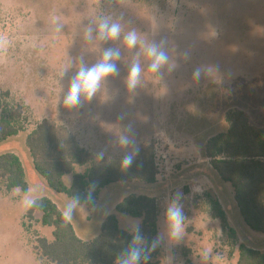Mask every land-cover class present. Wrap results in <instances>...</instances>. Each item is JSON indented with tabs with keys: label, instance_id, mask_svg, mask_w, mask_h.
<instances>
[{
	"label": "rangeland",
	"instance_id": "rangeland-1",
	"mask_svg": "<svg viewBox=\"0 0 264 264\" xmlns=\"http://www.w3.org/2000/svg\"><path fill=\"white\" fill-rule=\"evenodd\" d=\"M105 19L120 24L118 38H99ZM132 31L138 41L129 48L124 37ZM151 45L167 56L156 71L147 56ZM109 49L119 52L113 60L117 72L91 98L81 94L76 105L65 104L79 69L98 63ZM133 64H139L140 75L129 89ZM0 92L21 107L23 126L0 144V154L18 157L30 188L26 195L0 192V264H49L33 247L38 238L51 240V228L37 223V212L26 217L30 202L43 195L56 201L84 240L98 234L101 221L115 214L111 205L124 196L154 198L161 253L153 264H235L237 246L254 245L250 233L234 223L235 236L221 229L211 205L215 195L191 193L189 177L208 174L200 146L225 131L228 110H241L264 128V0H0ZM42 120L65 127L80 147L103 159L129 157L154 143L155 183L111 185L91 209L40 187L37 181H44L33 171L25 137ZM178 146L186 148L185 155ZM63 181L69 186L71 176ZM174 201L184 214L179 238L171 236L166 220ZM115 216L142 247L140 221Z\"/></svg>",
	"mask_w": 264,
	"mask_h": 264
},
{
	"label": "trees",
	"instance_id": "trees-1",
	"mask_svg": "<svg viewBox=\"0 0 264 264\" xmlns=\"http://www.w3.org/2000/svg\"><path fill=\"white\" fill-rule=\"evenodd\" d=\"M8 93L0 92V144L23 131L22 109L8 102ZM226 130L208 139L202 155L222 183L228 184L239 216L252 233L264 235V129L252 126L241 110L225 112ZM25 146L33 171L56 194L75 204L93 208L100 191L118 183L156 181L154 143L140 146L129 157H97L80 147L69 131L48 120L40 121L25 137ZM130 158V163L125 160ZM83 173H73L84 168ZM71 176L69 186L63 178ZM17 190L25 195L28 185L20 160L10 152L0 154V192ZM214 217L222 230L235 236L220 205L211 202ZM40 214L37 223L51 228V240L38 238L33 250L49 264H153L161 253L157 237L158 208L156 200L144 195L121 199L114 213L140 221L138 238L119 227L115 214L108 215L99 233L91 241L79 239L57 206L46 197L29 205L26 217ZM133 254L136 259L133 260ZM236 264H264V252L240 243Z\"/></svg>",
	"mask_w": 264,
	"mask_h": 264
},
{
	"label": "clouds",
	"instance_id": "clouds-1",
	"mask_svg": "<svg viewBox=\"0 0 264 264\" xmlns=\"http://www.w3.org/2000/svg\"><path fill=\"white\" fill-rule=\"evenodd\" d=\"M98 33L100 39H116L121 33V26L119 23H110L107 19L102 20L98 27ZM92 29L88 30L87 35L91 37ZM124 41L126 45L131 48L137 44L138 37L135 31L129 32ZM147 56L152 57L153 62L150 65V70L156 71L161 64L166 62L167 56L163 51L158 50L155 45H151L147 48ZM119 58V52H113L111 49L106 50L102 59L91 67H81L77 74L73 77L68 94L65 98V104L69 106L76 105L81 94L91 98L98 90L100 83L103 79L117 72L114 59ZM140 75L139 64H133L128 75L127 84L129 89H132L137 84ZM196 75H199L197 70ZM127 143V141H123ZM130 158L125 160V164H129ZM166 220L170 228V234L173 237L179 238L183 230L184 214L182 207L178 206L174 201L166 211ZM133 260L136 259L133 254ZM125 264H128L126 261Z\"/></svg>",
	"mask_w": 264,
	"mask_h": 264
},
{
	"label": "crops",
	"instance_id": "crops-1",
	"mask_svg": "<svg viewBox=\"0 0 264 264\" xmlns=\"http://www.w3.org/2000/svg\"><path fill=\"white\" fill-rule=\"evenodd\" d=\"M210 113H211V111H210ZM205 115H207V113L205 114ZM247 115V114H246ZM210 117H211V115H210ZM249 119V118H248ZM249 122H250V120H249ZM206 123H208V122H206ZM250 124L252 125V126H255L254 124H252L251 122H250ZM209 127L208 128H212V122H211V118L209 119ZM226 125V124H225ZM255 127H258V126H255ZM259 128H261V127H259ZM264 129V128H263ZM226 130V129H225ZM224 132V131H223ZM223 132H221V133H223ZM217 135V134H216ZM214 135H212V136H210V137H207L206 139H204L203 141H202V144H201V146H200V148H201V150H202V148H203V145L205 144V142L208 140V139H210L211 137H213ZM184 149H186V148H183L182 149V147L181 146H178L177 148H176V151L178 152V154H180V156L181 155H185L186 153H185V151H184ZM200 150V149H199ZM202 152V151H201ZM202 159V160H201ZM200 160H201V163L204 165V170H206L207 172H208V174H206V173H199V174H193V175H191V177H189V179H190V183H192V184H190L191 186H190V190H191V193H193V194H197V195H200V193L201 192H209V191H211V193H213L214 195H215V200L214 201H216L219 205H220V208L222 209V211L224 212V214H225V216H226V218H227V221H228V225H229V227L230 228H232L233 230H234V232H236L235 231V229H234V227L232 226V224L231 223H234V224H236V226L239 228V229H241V230H243V231H248L249 233H250V237H251V239H253L252 241H253V243H254V245H249V244H245V243H242V244H244V245H246L247 247H250V248H252V249H255V250H257V251H260V252H264V235H259V234H255V233H252L251 231H249L247 228H246V226L243 224V222H242V220H241V218H240V216H239V213H238V211H237V208H236V206H235V203H234V201H233V198H232V192H231V189H230V187H229V185L228 184H225V183H222L220 180H219V178L217 177V175H216V173L211 169V167H210V165H209V161L207 160V159H204V157L202 156V153L200 154ZM198 163H199V161H198ZM194 165H197V163H194ZM34 180H35V178H33ZM37 180H35V182H36ZM42 182H38L37 181V185H39L40 187H42L43 188V185H45L46 186V184H45V182H43L44 184H41ZM28 185V184H27ZM44 186V187H45ZM47 187V186H46ZM29 185H28V190H27V193L29 192ZM44 189H46V188H44ZM47 189H48V187H47ZM47 192H48V190H46ZM26 193V194H27ZM48 193H50V192H48ZM25 194V195H26ZM51 195V194H50ZM128 196V195H127ZM43 197H46V198H48L50 201H52L56 206H57V203H56V201H54V200H52L51 199V197L50 196H48V195H43ZM124 197H126V196H124ZM123 197V198H124ZM41 198V197H40ZM123 198H121V199H123ZM121 199L119 200V201H121ZM35 200V199H34ZM34 200H32V201H34ZM31 201V202H32ZM118 201V202H119ZM30 202V203H31ZM118 202H116L114 205H111V209H113V211H114V207H115V205L118 203ZM63 204L64 205H66V206H68V207H70V205H68V203L67 202H63ZM95 207V206H94ZM93 207V208H94ZM57 208L61 211V213L63 214V212H62V210L57 206ZM64 215V214H63ZM231 216H232V218H231ZM107 217V216H106ZM105 217V218H106ZM104 218V219H105ZM232 220H233V222H232ZM235 220V221H234ZM69 221V220H68ZM103 221H101V223H102ZM101 225V224H100ZM100 228V227H99ZM99 233V232H98ZM245 233V232H244ZM76 234V233H75ZM237 234V233H236ZM98 235V234H97ZM97 235H95L94 237H96ZM76 236L78 237V235L76 234ZM85 236V235H84ZM93 237V238H94ZM79 238V237H78ZM92 238V239H93ZM79 239H81V238H79ZM92 239H89V240H84V239H81L82 241H91ZM236 260H237V256H236V258H235V264H236Z\"/></svg>",
	"mask_w": 264,
	"mask_h": 264
}]
</instances>
